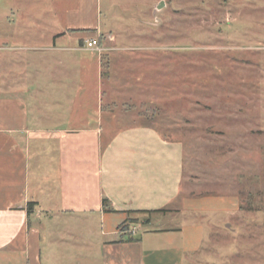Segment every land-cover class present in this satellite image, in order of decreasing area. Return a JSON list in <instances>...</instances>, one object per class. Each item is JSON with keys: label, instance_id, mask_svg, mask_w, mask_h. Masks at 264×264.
<instances>
[{"label": "crops", "instance_id": "crops-1", "mask_svg": "<svg viewBox=\"0 0 264 264\" xmlns=\"http://www.w3.org/2000/svg\"><path fill=\"white\" fill-rule=\"evenodd\" d=\"M89 1V13L79 7L66 30L32 47L33 84L19 79L14 89L0 77V264H234L223 241L235 230L217 218L237 213L238 197L184 194L183 147L154 128L99 125L108 108L130 104L105 92L120 89L111 71L123 56L82 47L100 28ZM92 55L100 80L102 58L110 66L93 117L84 79Z\"/></svg>", "mask_w": 264, "mask_h": 264}, {"label": "rangeland", "instance_id": "rangeland-1", "mask_svg": "<svg viewBox=\"0 0 264 264\" xmlns=\"http://www.w3.org/2000/svg\"><path fill=\"white\" fill-rule=\"evenodd\" d=\"M79 4L0 0L3 84L11 82L14 89L33 84L30 70L40 51L32 47L66 30L67 17L79 7L89 13V0ZM97 5L100 28L85 31L86 38H98L103 47L102 53L94 51L98 55L123 56L115 57L111 71V83L120 89L105 92L118 104H130L108 108L109 119L110 113L117 121L103 116L99 125L112 130L147 125L179 142L184 194L237 196L239 211L217 218L219 226L228 221L235 230L223 245L232 246L234 264H264V0H97ZM90 60L84 79L93 117L110 66L108 56L102 58V81L94 55Z\"/></svg>", "mask_w": 264, "mask_h": 264}, {"label": "built area", "instance_id": "built-area-1", "mask_svg": "<svg viewBox=\"0 0 264 264\" xmlns=\"http://www.w3.org/2000/svg\"><path fill=\"white\" fill-rule=\"evenodd\" d=\"M82 47L88 50L97 51L98 53H102L101 51H103L102 45L98 38L95 37L84 38Z\"/></svg>", "mask_w": 264, "mask_h": 264}, {"label": "trees", "instance_id": "trees-1", "mask_svg": "<svg viewBox=\"0 0 264 264\" xmlns=\"http://www.w3.org/2000/svg\"><path fill=\"white\" fill-rule=\"evenodd\" d=\"M90 31V30H89ZM145 126V125H144ZM147 126V125H146ZM151 127V126H150ZM106 201V200H105ZM30 205V204H29ZM157 212H163V211H166L165 209H159V210H155ZM146 212H152V211H146Z\"/></svg>", "mask_w": 264, "mask_h": 264}]
</instances>
